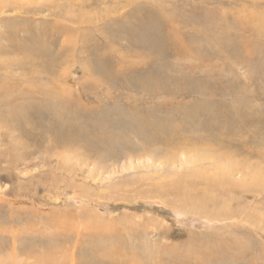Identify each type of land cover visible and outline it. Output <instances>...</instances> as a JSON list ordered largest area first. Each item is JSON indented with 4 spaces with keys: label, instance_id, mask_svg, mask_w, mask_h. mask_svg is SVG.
I'll use <instances>...</instances> for the list:
<instances>
[{
    "label": "rangeland",
    "instance_id": "obj_1",
    "mask_svg": "<svg viewBox=\"0 0 264 264\" xmlns=\"http://www.w3.org/2000/svg\"><path fill=\"white\" fill-rule=\"evenodd\" d=\"M103 1L0 0V66L56 37L0 69L18 95L0 125V264H264V187L211 182L216 157L264 173V70L224 52L190 65L143 35L159 17L180 43L234 38L258 25L247 0Z\"/></svg>",
    "mask_w": 264,
    "mask_h": 264
},
{
    "label": "bare ground",
    "instance_id": "obj_2",
    "mask_svg": "<svg viewBox=\"0 0 264 264\" xmlns=\"http://www.w3.org/2000/svg\"><path fill=\"white\" fill-rule=\"evenodd\" d=\"M9 1H12V2H9L8 4L13 3V6L17 5V8H15V9H17V10L19 9L20 6L18 7L17 0H9ZM104 2L105 1H103V3ZM6 5L7 4H5V6ZM3 6H4V4H3ZM13 6H11V7H13ZM32 6H35V5H32ZM247 6H249L250 10L244 9L243 11H246L249 14L248 18L254 19L258 23V25L256 27H253V28L246 30V31H245L244 27L243 28L241 27L242 29H244L243 32L248 34V36H246L242 31H238V33L236 34V36L234 38H232V37H225V38L224 37H219V38L212 37V38H210V37L205 36V37L200 39V41L201 40L204 41L203 44L202 43L200 44L196 40H194L195 44H193V45L189 42H187V43L177 42L176 37L179 35L177 34V30L175 29V27L173 25V23H175L174 19H171L170 21L166 20V22H169V24H171V26H169L168 35L165 36V34H163V32L158 30V25L156 24V23L160 22V20H158V18H159L158 17V18H156L157 19L156 23L153 22L152 26H149V31H146L147 29H145V33L143 34V35H145L144 39L146 41H148V43H149L148 44L149 45V52L153 53V54L154 53L155 54L161 53V51H160L161 47H159V44L160 43L163 44L164 42L168 41L169 42V47H168L169 52H171V54H173L174 57L178 56V57L183 58V59L190 57L191 60L189 63H187L190 65L198 64L200 61L204 60L205 58H207V59L208 58H214V57L220 55L222 52H224V54L226 56L230 57V59H231V60H228V63H231V62L237 63V61H239L243 64H248V65L251 64L252 72H253V73H251V76H254V75H256L255 74L256 70L257 71H260L259 69L264 70V0H247ZM2 8L3 7L1 6L0 12H1ZM65 8H66V6H65ZM5 9H7V8H5ZM20 9H21V7H20ZM62 14L63 15H58L61 20H68L67 18L70 19L73 15L72 13L69 14L68 11H66L65 13H62ZM245 18H247V16H245ZM103 20H105V19H103ZM193 26H195V25H193ZM11 29H9V30H11ZM124 29H127V28H124ZM166 30H168V29H166ZM110 31H111V29H110ZM196 31L200 32L199 30H196ZM132 32H134V30ZM10 33H12V31ZM112 33H114V32H112ZM201 33H203V35H205L204 32H201ZM123 35H125V38L127 40H130L129 41L130 43H131V41H134L136 39V37L131 32L130 33L124 32ZM40 37L42 39L35 37V40H33L34 37L28 36L29 42H32L30 46L22 45L21 47L16 46L15 48H11L10 51L13 50V52H11L12 54L13 53L17 54V52L21 51V53L24 55V57H22V59L24 58L23 60L26 61V63H24L23 65L15 64V63H11V64L8 63V65H7V64L2 63L3 66H0V69H2L5 66H8V68H11L12 66H19V67H21V69H24V66L26 64L29 65L28 63H35L38 59H41L42 57H44V55L46 56V52H45V48H44L46 45L44 46L43 41L47 44V43H49L48 39H50V40H52V43H54L55 42L54 40H56V37H54L52 35L48 36L46 34H44V38L42 36H40ZM112 37H114V36H112ZM109 39H110V37H109ZM105 42H106V40H105ZM136 46H138V45L136 44ZM157 46L159 48H157ZM164 49L166 50V48H164ZM164 49H163V52L165 51ZM147 52H148V50H147ZM58 55L61 56L60 54H58ZM24 61H22V62H24ZM109 64H106L105 66H108ZM21 69H19V70H21ZM44 69L48 70L46 67ZM1 84H3V83H1ZM11 89H8V90H11ZM11 91L7 92V94L5 91L0 92V125H1V127H6V128L9 127L10 123H11L10 120L15 119V117L17 116L15 114L16 111L14 110L12 104H13L14 100H16V99L13 100V98L14 97L17 98L18 95L16 96V94H14V93L12 94ZM13 91H15V90H13ZM3 94H5V95L3 96ZM4 102L5 103L7 102L6 105ZM6 107L10 109L9 112L6 110ZM12 126L15 127V125H12ZM233 153H234V155H237V153L234 150H233ZM202 159H210V157L208 155H205L204 158H202ZM211 159L214 161V164H213L214 169L219 172L218 174L214 175L215 176L214 178L211 179V182L215 183V185H217V187H218V188H216V190L218 189V191H219L222 189L221 187H224L226 189H224V188L223 189L225 191L227 190L228 192L230 191V189H234V188L245 189V190L250 189L252 191L253 189L255 190L256 188L260 189V188L264 187V173L262 171L257 170V169H250V168L249 169L242 168V169H240L241 171L240 170L238 171V170H236L237 168L233 163H231L232 167H225V166H223V164L225 162H221V159H219V157L211 158ZM247 159H248V156H247ZM12 162H15V161H12ZM237 174L241 175L242 181H235L233 179V177ZM244 179H247V180H244ZM231 192H232V190H231ZM193 207H194V210H196L197 212L200 211V213H202L208 217H211V212L202 209L203 207L201 205V202L200 203L197 201L193 202L192 208ZM228 208L229 207H227L226 205H225V207L223 206V208L221 210H219V212L217 214H219V213H223L224 215L231 214L230 210ZM214 212H215V210H214ZM192 213H194V211H192ZM219 217H221V216H218V217L216 216L217 219H219ZM227 218L229 219V217H227ZM231 218H233V217L231 216ZM13 250H15V248H13ZM14 254H15V252H14ZM14 254L12 255L11 259L15 260L16 256L14 257Z\"/></svg>",
    "mask_w": 264,
    "mask_h": 264
}]
</instances>
